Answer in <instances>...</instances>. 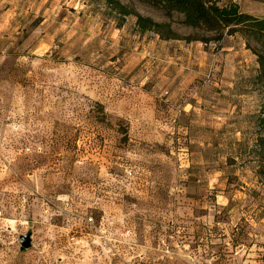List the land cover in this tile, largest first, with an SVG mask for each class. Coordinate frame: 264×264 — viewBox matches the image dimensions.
Segmentation results:
<instances>
[{"label":"rangeland","instance_id":"rangeland-1","mask_svg":"<svg viewBox=\"0 0 264 264\" xmlns=\"http://www.w3.org/2000/svg\"><path fill=\"white\" fill-rule=\"evenodd\" d=\"M119 1L178 37L107 0H0V264H264L257 55Z\"/></svg>","mask_w":264,"mask_h":264},{"label":"trees","instance_id":"trees-1","mask_svg":"<svg viewBox=\"0 0 264 264\" xmlns=\"http://www.w3.org/2000/svg\"><path fill=\"white\" fill-rule=\"evenodd\" d=\"M111 6L124 15H135L141 31L151 30L163 39L178 37L171 23H161L151 17L122 4L119 0H107ZM162 9L169 18L175 14L183 16L182 24L198 31L188 40H200L206 44L215 42L218 47L225 36L241 34L248 48L257 55L260 64L258 79L264 84V16L244 11L235 2L223 4L222 0H141ZM264 4V0H254ZM200 32V34H199ZM202 33V34H201ZM104 110V106L98 103ZM264 121V119H262ZM264 147V137L261 139Z\"/></svg>","mask_w":264,"mask_h":264},{"label":"water","instance_id":"water-1","mask_svg":"<svg viewBox=\"0 0 264 264\" xmlns=\"http://www.w3.org/2000/svg\"><path fill=\"white\" fill-rule=\"evenodd\" d=\"M21 245L23 248L32 247V233L31 232L21 236Z\"/></svg>","mask_w":264,"mask_h":264},{"label":"crops","instance_id":"crops-1","mask_svg":"<svg viewBox=\"0 0 264 264\" xmlns=\"http://www.w3.org/2000/svg\"><path fill=\"white\" fill-rule=\"evenodd\" d=\"M233 1H234L235 3H238V4L240 3V1H239V0H233Z\"/></svg>","mask_w":264,"mask_h":264}]
</instances>
